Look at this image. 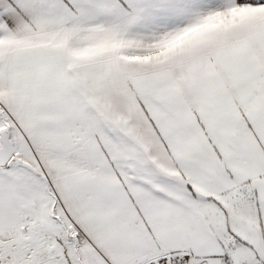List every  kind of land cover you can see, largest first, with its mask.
Returning a JSON list of instances; mask_svg holds the SVG:
<instances>
[{
    "label": "snow or ice",
    "instance_id": "snow-or-ice-1",
    "mask_svg": "<svg viewBox=\"0 0 264 264\" xmlns=\"http://www.w3.org/2000/svg\"><path fill=\"white\" fill-rule=\"evenodd\" d=\"M0 264H264V0H0Z\"/></svg>",
    "mask_w": 264,
    "mask_h": 264
}]
</instances>
